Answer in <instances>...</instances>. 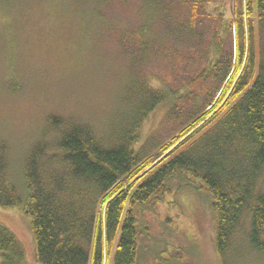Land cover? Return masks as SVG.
<instances>
[{
	"label": "trees",
	"instance_id": "trees-1",
	"mask_svg": "<svg viewBox=\"0 0 264 264\" xmlns=\"http://www.w3.org/2000/svg\"><path fill=\"white\" fill-rule=\"evenodd\" d=\"M234 1L239 8L231 20L213 16L201 71L182 91L137 78L122 99L128 110L108 137L88 124L48 116L57 135L48 140L43 131L31 144L22 185L11 172L7 144L0 143V207L19 208L30 218L40 264H139L143 219L182 188L205 191L211 200L221 264H228L237 234L264 257V0ZM208 2L144 0L140 45L147 48L156 16L166 26L159 36L201 44L202 33L194 30L196 20L208 16ZM176 6L189 7V16L178 15ZM165 102L166 120L180 125V133L163 144L142 142L143 122ZM156 152L166 155L155 163ZM0 255L1 264L26 258L24 245L3 223ZM161 262L170 259L158 256Z\"/></svg>",
	"mask_w": 264,
	"mask_h": 264
},
{
	"label": "rangeland",
	"instance_id": "rangeland-1",
	"mask_svg": "<svg viewBox=\"0 0 264 264\" xmlns=\"http://www.w3.org/2000/svg\"><path fill=\"white\" fill-rule=\"evenodd\" d=\"M235 5L234 0L208 2V16L199 17L194 30L202 33L201 44L180 42L167 33L159 36L165 23L152 17L143 48L144 0H0V100L15 101L8 106L11 118L0 120V143L9 148L15 181L23 184L24 159L40 134L45 131L48 140L57 135L47 125L48 116L88 124L99 136L108 137L128 110L122 99L137 78L146 76L155 87L182 91L206 65L213 16L229 21ZM176 8L178 15L189 16V7ZM230 47L224 45L225 50ZM186 105L184 101L179 107ZM167 110L165 102L149 114L141 127L142 142L163 144L180 133V125L167 122ZM21 127L36 131L22 135ZM155 155L156 163L166 154ZM0 223L24 245V264H40L30 218L19 208L0 207ZM143 224L147 233L139 264H158V256L170 259L160 264H221L215 249V216L205 191L175 190ZM233 242L235 247L226 253L228 264H264V257L251 252L242 235Z\"/></svg>",
	"mask_w": 264,
	"mask_h": 264
},
{
	"label": "clouds",
	"instance_id": "clouds-1",
	"mask_svg": "<svg viewBox=\"0 0 264 264\" xmlns=\"http://www.w3.org/2000/svg\"><path fill=\"white\" fill-rule=\"evenodd\" d=\"M15 101L12 100H0V120H9L11 118V113L8 111V106L13 104ZM36 129H28L25 127H21L20 132L22 135H28L32 132H35Z\"/></svg>",
	"mask_w": 264,
	"mask_h": 264
}]
</instances>
